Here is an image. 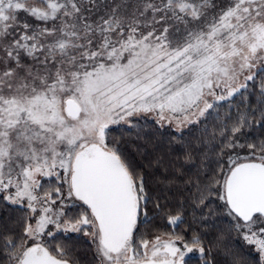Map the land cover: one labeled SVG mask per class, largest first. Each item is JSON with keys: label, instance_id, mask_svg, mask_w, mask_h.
Here are the masks:
<instances>
[{"label": "snow or ice", "instance_id": "1", "mask_svg": "<svg viewBox=\"0 0 264 264\" xmlns=\"http://www.w3.org/2000/svg\"><path fill=\"white\" fill-rule=\"evenodd\" d=\"M0 264H264V0H0Z\"/></svg>", "mask_w": 264, "mask_h": 264}]
</instances>
